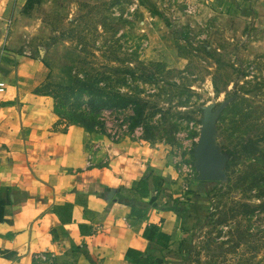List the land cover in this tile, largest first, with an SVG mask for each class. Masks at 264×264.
<instances>
[{
	"label": "rangeland",
	"instance_id": "rangeland-1",
	"mask_svg": "<svg viewBox=\"0 0 264 264\" xmlns=\"http://www.w3.org/2000/svg\"><path fill=\"white\" fill-rule=\"evenodd\" d=\"M10 42L58 116L155 161L186 264H264V0H19ZM226 99V178L198 180L203 107Z\"/></svg>",
	"mask_w": 264,
	"mask_h": 264
},
{
	"label": "crops",
	"instance_id": "crops-1",
	"mask_svg": "<svg viewBox=\"0 0 264 264\" xmlns=\"http://www.w3.org/2000/svg\"><path fill=\"white\" fill-rule=\"evenodd\" d=\"M18 1L0 0V264H186L190 219L157 195L155 161L58 116L11 51Z\"/></svg>",
	"mask_w": 264,
	"mask_h": 264
},
{
	"label": "water",
	"instance_id": "water-1",
	"mask_svg": "<svg viewBox=\"0 0 264 264\" xmlns=\"http://www.w3.org/2000/svg\"><path fill=\"white\" fill-rule=\"evenodd\" d=\"M230 99L222 101L216 108L213 104L203 107L201 130L194 147L195 167L198 180H223L226 178L228 154L217 143V120Z\"/></svg>",
	"mask_w": 264,
	"mask_h": 264
},
{
	"label": "trees",
	"instance_id": "trees-1",
	"mask_svg": "<svg viewBox=\"0 0 264 264\" xmlns=\"http://www.w3.org/2000/svg\"><path fill=\"white\" fill-rule=\"evenodd\" d=\"M138 185L141 188V194L143 196H147L149 194V188H148V181H147V179L146 178L141 179L138 182ZM156 191H157V195H158V193L160 191V185L157 184V183H156ZM129 202H131V206L133 208V212H135V214L141 215V213H142L141 210L142 209H140L139 211L136 210V206H135V203L136 202L135 203L133 201H129ZM138 204H140L142 208L151 206V203L150 202H144V201H141ZM171 208H173L174 210L180 211V212L187 213L186 209L184 207H182V206H179V207L172 206ZM188 216H190V215L188 214ZM161 235L164 236V239H165L164 240V243L166 245L167 244V241H168L167 236L166 235H163V234H161Z\"/></svg>",
	"mask_w": 264,
	"mask_h": 264
},
{
	"label": "built area",
	"instance_id": "built-area-1",
	"mask_svg": "<svg viewBox=\"0 0 264 264\" xmlns=\"http://www.w3.org/2000/svg\"><path fill=\"white\" fill-rule=\"evenodd\" d=\"M4 90V85L2 82H0V91Z\"/></svg>",
	"mask_w": 264,
	"mask_h": 264
}]
</instances>
